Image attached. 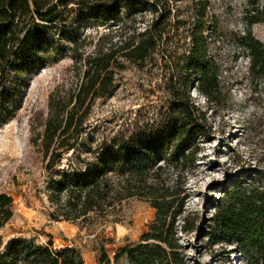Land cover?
Instances as JSON below:
<instances>
[{
	"label": "trees",
	"instance_id": "obj_1",
	"mask_svg": "<svg viewBox=\"0 0 264 264\" xmlns=\"http://www.w3.org/2000/svg\"><path fill=\"white\" fill-rule=\"evenodd\" d=\"M74 1L87 14L68 16ZM207 10L206 0H195L184 10L177 7L176 18L169 0H0V126L15 117L32 75L40 68L69 54L83 65L80 88L67 102L53 100L42 137L50 171L49 199L58 210L52 217L86 222L93 214L107 219L117 204L133 198L145 200L155 210L139 242L118 248L113 256L102 245L98 264H118L123 258L127 264H187L178 238V220L188 196L184 178L195 167L197 141L207 136L206 113L195 106L189 89L196 82L209 108L218 105L222 92L219 69L207 59ZM185 11L187 20L180 17ZM146 12L154 18L139 32L136 16ZM249 13L255 19L259 6L252 4ZM82 21L102 26L121 23L114 35L118 42L111 40L113 34H106L82 59L79 51L86 38L77 37ZM187 38L188 51L178 55ZM106 39L110 42L100 45ZM247 47L252 73L264 76L263 44L249 37ZM158 55L165 67L181 69L170 76L171 117L154 130L128 138L117 136L95 146L94 139L84 141L83 120L96 100L113 91L114 69L124 68V62L153 63ZM12 203V198L0 196V229L12 218ZM213 222L212 235L233 240L246 264H264L263 183L227 190ZM181 231H187L185 224ZM0 264L85 263L78 248L17 238L0 253Z\"/></svg>",
	"mask_w": 264,
	"mask_h": 264
},
{
	"label": "rangeland",
	"instance_id": "obj_2",
	"mask_svg": "<svg viewBox=\"0 0 264 264\" xmlns=\"http://www.w3.org/2000/svg\"><path fill=\"white\" fill-rule=\"evenodd\" d=\"M169 1L172 18H176L177 7L184 10L195 0ZM206 1L207 59L219 69L222 92L218 105L209 108L196 82L189 89L195 106L206 113L207 136L197 141L195 167L184 178L188 196L178 220V238L187 264H246L237 244L221 235L214 237L212 227L227 190L236 185H264V76L252 73L247 47L249 37L264 46V0ZM74 3L68 16L87 14ZM252 4L259 6L255 19L249 13ZM188 15L185 11L180 17L187 20ZM153 18L150 12L137 15L134 25L142 32ZM81 24L77 37L86 38L79 51L82 59L94 50L100 37L113 34L111 40H119L114 35L121 23ZM106 42L110 39L100 41V45ZM189 43V38L182 40L178 55L188 51ZM123 64L124 68L114 69L113 91L96 100L83 120L82 139H94V146L105 139L154 130L173 114L170 76L181 69L165 67L160 55L143 66ZM82 75V63H76L70 54L40 68L32 75L15 117L0 126V196L13 200L12 218L0 229V253L11 239L26 238L39 244L52 242L56 248H78L85 264H98L102 245L113 256L118 248L139 242L154 220L155 210L138 198L117 204L116 212L107 219L93 214L86 222L52 217L58 210L49 199L50 171L46 170L42 137L53 100L69 101L80 88ZM70 155L64 156L63 165ZM184 224L186 232L181 231ZM118 264H127V260L123 258Z\"/></svg>",
	"mask_w": 264,
	"mask_h": 264
}]
</instances>
